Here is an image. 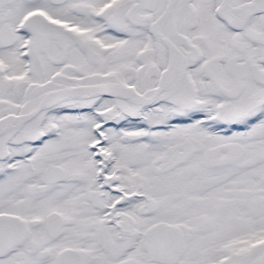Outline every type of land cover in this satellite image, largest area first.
I'll list each match as a JSON object with an SVG mask.
<instances>
[{
    "label": "snow or ice",
    "instance_id": "6c2138e0",
    "mask_svg": "<svg viewBox=\"0 0 264 264\" xmlns=\"http://www.w3.org/2000/svg\"><path fill=\"white\" fill-rule=\"evenodd\" d=\"M0 264H264V0H0Z\"/></svg>",
    "mask_w": 264,
    "mask_h": 264
}]
</instances>
